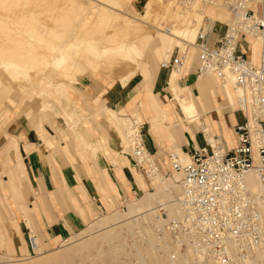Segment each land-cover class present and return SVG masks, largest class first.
I'll list each match as a JSON object with an SVG mask.
<instances>
[{
	"label": "crops",
	"instance_id": "obj_1",
	"mask_svg": "<svg viewBox=\"0 0 264 264\" xmlns=\"http://www.w3.org/2000/svg\"><path fill=\"white\" fill-rule=\"evenodd\" d=\"M208 9L215 20L209 42L215 44L229 19H220L212 6ZM176 38L179 43L163 36L151 39L155 40L151 63L142 62L145 76L136 82L122 84L112 77L92 75L68 89L55 85L66 98L67 118L62 112L46 110L50 106L46 98L55 97L54 90L35 92L45 99L30 94L0 99V255L27 252L31 234L43 247L52 248L98 214L146 192L147 181L132 157L122 151L127 116L137 114L157 174L172 175L176 182L180 172L175 173L170 151L182 154L193 145H206L205 131L221 136L228 149L236 146L235 127L245 119L233 107L236 91L216 74L198 77V50ZM181 42L182 67L162 68L161 60L181 54ZM262 44L260 51L257 40L242 37L237 53L259 65L263 39ZM184 96L187 107L181 102Z\"/></svg>",
	"mask_w": 264,
	"mask_h": 264
},
{
	"label": "rangeland",
	"instance_id": "obj_2",
	"mask_svg": "<svg viewBox=\"0 0 264 264\" xmlns=\"http://www.w3.org/2000/svg\"><path fill=\"white\" fill-rule=\"evenodd\" d=\"M209 7L203 0L191 5L182 0H0V99L10 94L45 99L35 92L54 90L55 97L46 98L50 104L46 110L62 112L67 118L63 109L66 98L55 85L68 89L92 75L112 77L122 84L136 82L145 76L142 62L151 63L150 49L155 44L151 39L163 36L172 43L180 41L176 35L187 12L194 17V27L185 43L195 42ZM213 8L220 19H229L224 8ZM166 26L171 27V34L164 32ZM257 41L261 51L262 39ZM183 42L178 45L181 54ZM4 61L7 69L1 66ZM101 65H117V74L103 72ZM15 68L20 69L18 74ZM233 107L239 109L237 103ZM125 118L139 120L137 114ZM120 121L123 128L124 120ZM123 139L122 151L130 155L128 140ZM170 152L181 158L178 151ZM138 172L148 184L144 194L98 214L81 231L52 248L37 240L40 248L34 252L29 248L21 255H0L1 264H216L192 249L177 246L166 225L179 214L168 216L173 199L181 194V172L177 182L172 175L158 178Z\"/></svg>",
	"mask_w": 264,
	"mask_h": 264
},
{
	"label": "built area",
	"instance_id": "obj_3",
	"mask_svg": "<svg viewBox=\"0 0 264 264\" xmlns=\"http://www.w3.org/2000/svg\"><path fill=\"white\" fill-rule=\"evenodd\" d=\"M194 0H182L191 4ZM206 6L224 8L229 22L215 44L209 42L213 20L205 13L203 26L193 46L200 54L198 77L216 74L221 81L234 80L243 90L237 105L245 119L235 127L237 144L228 149L221 136L206 145H193L188 161L176 152L169 157L175 172H181L178 216L167 220L177 246L192 249L216 264H264V194L253 191L245 176L254 171L264 184V50L261 63L254 65L237 53L242 37L264 36V0H203ZM184 54L164 59L162 68L180 69ZM130 156L138 171L148 177L158 172L135 119H128ZM34 252L37 237L29 236Z\"/></svg>",
	"mask_w": 264,
	"mask_h": 264
},
{
	"label": "bare ground",
	"instance_id": "obj_4",
	"mask_svg": "<svg viewBox=\"0 0 264 264\" xmlns=\"http://www.w3.org/2000/svg\"><path fill=\"white\" fill-rule=\"evenodd\" d=\"M192 4V3H191ZM190 4V5H191ZM16 10V9H15ZM193 27H194V17H193V15H192V13H187L186 12V14H185V23H184V25H183V28L181 29V32H179L180 34L179 35H176V37H178V38H180L182 41H188L189 40V38H190V35H192V30H193ZM170 26H166L165 27V30H164V32L165 33H169L170 32ZM198 34H199V31H198ZM198 34H197V36H196V40H195V42H193V44L194 43H196V41H197V38H198ZM261 39H264V36H262L261 37ZM9 48V47H8ZM50 57V56H49ZM22 59V58H21ZM36 62V61H35ZM32 63H33V60H32ZM2 65L1 66H3L4 68H6L7 69V66H9L5 61L4 62H2L1 63ZM115 66H117V65H115ZM115 66L114 65H112V66H109V65H107V66H103L102 67V65H101V67L99 66V69L100 70H104L103 72H107V73H110V74H113V73H116V72H114L115 70L114 69H116V71L118 70V67H116L115 68ZM10 68H11V66H10ZM9 70V69H8ZM19 70L20 69H18V68H15V71L17 72V74L19 73ZM179 69H177L176 71H178ZM119 73V72H118ZM21 74V73H20ZM117 74V73H116ZM115 74V75H116ZM114 75V74H113ZM22 76V75H21ZM24 78V77H23ZM18 79V78H17ZM20 80H23L22 78H20ZM19 80V81H20ZM2 81H1V78H0V83H1ZM19 83V82H18ZM18 83H16V84H18ZM225 83H227V84H230L231 86H232V88L236 91V97H237V95H242V93H243V90L240 88V87H238V86H236L235 84H234V80L233 79H229L228 81H226ZM21 84V83H20ZM19 85V84H18ZM22 86V85H21ZM175 90V92L177 93V94H179V90H177L176 88L174 89ZM176 94V95H177ZM178 96V95H177ZM180 96V95H179ZM177 98V97H176ZM181 102L187 107L188 106V99L187 98H185V97H182V100H181ZM236 103H237V100H236ZM190 110V109H189ZM189 116H191L190 115V113H189ZM115 119V118H114ZM135 122L137 123V124H140V122L139 121H137V120H135ZM125 124V126H124V129H125V138H127V136H128V133H127V131H128V129L130 128V124H132L131 122H129V120H127L126 119V123H124ZM203 131H205V130H203ZM205 133H207V138H208V140L209 141H211V142H213L214 140H215V137H214V135H210L207 131H205ZM181 154V153H180ZM181 158H182V160H181V158H180V161L181 162H186V161H188V159H189V157H188V155H187V153H185V152H183L181 155ZM188 157V158H187ZM157 169V168H156ZM158 170V169H157ZM157 173H159V172H156V171H154L153 173H151L150 174V177H151V175H153L154 177H156V176H158V178H159V175L157 174ZM245 179H246V182H247V184L249 185V187L253 190V191H263L264 192V184L262 183V182H260L259 181V179H258V177H257V175H256V173L254 172V171H249L247 174H246V176H245ZM180 196V195H179ZM179 196L176 198V199H173V203H172V206H170L169 207V213H168V216L169 217H171V215H175V214H177V213H180V211H181V207H180V205H179V203H178V198H179ZM36 249H38V243H37V246L35 247V250ZM200 256H202V255H200ZM206 257V256H205ZM49 258V257H48ZM54 260V259H53ZM18 261V260H17ZM205 261H206V259H205ZM204 261V262H205ZM207 262H209V261H207ZM40 263V262H39ZM206 263V262H205ZM0 264H1V262H0Z\"/></svg>",
	"mask_w": 264,
	"mask_h": 264
}]
</instances>
